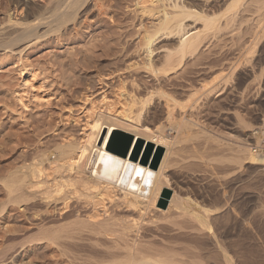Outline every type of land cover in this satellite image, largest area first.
<instances>
[{"label": "bare ground", "instance_id": "1", "mask_svg": "<svg viewBox=\"0 0 264 264\" xmlns=\"http://www.w3.org/2000/svg\"><path fill=\"white\" fill-rule=\"evenodd\" d=\"M31 1L16 0L14 15L10 12L8 19L0 22V51L22 53L30 44L44 41L45 37L56 34L61 24L69 21L68 26L81 16L80 3L86 4L88 0H50L49 5L36 10L31 9ZM158 1L138 0L141 4ZM239 2L232 0L231 8L233 5L237 7ZM191 3V0H175L171 11H167L162 20V25L169 28L168 32L179 38L173 48L174 52L181 54L195 51L204 39L210 37L208 34L212 29L217 33L222 28L218 22L219 14H201ZM204 5L207 4L204 2ZM24 9L31 20L17 16L19 13L22 15ZM233 12L226 25L235 20L237 11ZM187 21L201 26L192 27V23ZM231 31L233 33L235 29ZM232 33L228 37L233 35L235 38L242 32ZM242 34H238L240 40ZM212 35L214 37L215 34ZM233 36L231 40L235 43L238 38L234 40ZM237 43L239 50L241 45H245L240 41ZM172 51L169 53L173 54ZM133 66L118 67L116 70L122 69L119 71L121 74L113 83L109 81L115 77H109L114 71L101 72L95 78L97 83L94 82L98 84V90H103L104 96L105 88L112 83L117 86V97L121 99L125 95V99H119L120 107L104 100L106 109L83 110L84 124L80 125V130L76 126L81 118L73 115L75 120L72 121L73 113L67 96L56 93L46 94L50 96L46 104L51 102L60 106L57 122H52L57 107H51L47 111L29 113V120L24 122L26 129L35 131L37 137L34 139L19 130H11V143L17 142L19 146L15 147H19L20 153L11 160V175L2 180L11 196V211L21 208L24 220L21 227L11 228V244L7 242L0 251V259L7 264H17L15 260L20 249L26 243L36 242L43 243L46 248L54 247L63 260L62 264H264V239L258 240L255 236L263 230L264 219L252 221L249 225L233 226V234L243 231L250 238L246 239L245 247H240L238 242L230 245L222 239L221 228L210 224L206 209H203L204 213L194 209L190 204L193 199L182 196L173 187L170 171L176 158L183 153L177 139L188 122L181 117V121L174 123L180 102L172 96V90V94L166 90L180 83L171 77L169 69L147 66L155 79H150L149 74L150 80L146 77L149 82H141L134 75L138 69L134 70ZM131 68L133 74L130 73ZM40 70V67L32 65H24L20 69L23 83L15 87L14 98L23 107L30 106L25 93L28 87L34 89L32 79L34 81L40 75ZM187 86L181 83L180 88L187 91ZM87 91L82 92V99L89 96ZM52 95H56L55 100L51 99ZM155 96L165 101L164 109L161 106L162 109L159 106L151 109V103L157 100ZM38 98L45 99L44 96ZM63 108H69L72 114H63ZM46 118L47 127L41 129L40 122H45ZM263 121L262 118L261 124ZM74 126L81 132L76 134ZM172 131H177L179 137L173 136ZM129 140L130 147L125 152V144ZM236 143L219 141L215 145L233 149L231 151L235 155L228 157L231 160L235 157L264 164V155L251 151L243 141ZM137 177L138 184L133 187ZM260 214L263 217L264 211ZM45 252L48 254L47 250Z\"/></svg>", "mask_w": 264, "mask_h": 264}, {"label": "rangeland", "instance_id": "2", "mask_svg": "<svg viewBox=\"0 0 264 264\" xmlns=\"http://www.w3.org/2000/svg\"><path fill=\"white\" fill-rule=\"evenodd\" d=\"M49 1L32 0L31 9H43V6L49 5ZM174 1L159 0L154 4H141L138 0H88L85 5L81 2L84 6L80 5L82 13L74 20L76 23L70 20L71 24L68 26L66 24L69 21L61 24L62 29L59 27L56 34L45 37L42 42L30 44L22 53L0 51V251L7 242L11 244V228L18 225L21 227L24 220L21 208L16 207L14 212L11 211V196L4 179L2 180L9 176L11 160L20 153L19 147H15L17 142L11 143V130L26 133L30 139L37 137L35 131L24 127V122L29 120V113L57 107L51 102L50 105L46 104L50 97L47 95L52 93L67 96L73 114L69 108L61 111L63 114L66 112V115L71 113L72 121L75 116L81 118L76 126L80 130V125L84 124L83 110L92 111L100 107L106 109L104 100L120 107V100L125 95L118 98L117 86L112 83L121 74L119 71L122 69H116L130 65H134V70L138 69L134 73L132 67L130 73L136 74L141 82H149L154 77L145 67L147 66L169 69L171 77L180 83L178 88H166L169 94L174 92L172 96L180 102L176 109L179 114L175 112L177 117L174 118V123L181 121V117L188 122L187 127L181 131V137L177 131L171 133L179 137L177 145L183 148V153L176 158L170 171L172 185L179 194L193 199L191 201L189 198V202L194 205V209H200L202 213L206 211L210 224L217 229L221 228L223 240L230 245L238 242L240 247L247 246L245 242L250 236L243 231L235 235L231 228L264 219V216H260L264 211V164L235 157L231 160L228 157L235 155L232 154L233 149L224 150L215 144L220 141L234 145L243 141L246 145V135L264 119V0H240L237 7L233 5L234 8L230 6L232 0H210L212 3L209 0H191L199 13L201 11V14L207 13L210 16L219 14L218 22L222 28L217 33L212 29L207 41L204 39L198 49L188 54L182 53L183 55L181 52H174L173 48L179 38L174 37L168 32L169 28L162 25V20L166 12L171 11ZM15 4L16 0H0V22L7 20L10 12L14 15ZM234 10L237 11L235 20L226 25L228 18L234 15ZM26 12L24 9L22 15L19 13L17 16L31 20L32 17H27ZM191 26L201 25L192 23ZM234 29L236 33L241 31L247 35L233 32L236 34L235 38L232 35L234 40L238 38V41L235 40L236 44L231 40L232 36L228 37ZM212 34H215L214 37ZM238 34H242L244 41L240 40ZM239 41L245 43L240 50L237 43ZM168 53L171 55L168 56L169 59ZM24 65L42 69L40 75L34 81L32 79L34 89L28 87L25 93L26 100H30L29 107H23L14 98L15 87L23 83L24 76L20 75V69ZM141 68L144 69L142 72ZM111 71L114 74L109 78H115L109 81L112 83L105 88L107 91L104 96L103 90H98L96 79L101 72L105 74ZM140 74H143L142 77ZM159 75L155 77L158 78ZM106 76L104 78H108ZM181 83L188 85L187 91L180 88ZM86 90L89 96L82 99L81 94ZM37 96H44L45 99L38 100ZM55 96L52 95L51 99L55 100ZM154 99L157 100L151 103V109L155 110L158 106L164 109L162 105L165 101L157 96ZM58 110L60 106L55 110L57 115L54 114L53 123L59 120ZM46 120L47 118L45 122H40L41 129L47 127ZM77 128L74 130L76 134L81 132ZM13 147L16 149L12 150ZM131 178L130 176L128 183ZM203 206L205 208H201ZM259 209L263 211L260 212ZM252 216L255 219L252 220ZM255 236H258V240L264 239V228ZM26 244L17 255V264H62L61 256L54 247L46 248L43 243L36 242ZM0 264L7 263L0 259Z\"/></svg>", "mask_w": 264, "mask_h": 264}, {"label": "built area", "instance_id": "3", "mask_svg": "<svg viewBox=\"0 0 264 264\" xmlns=\"http://www.w3.org/2000/svg\"><path fill=\"white\" fill-rule=\"evenodd\" d=\"M245 141L248 148L253 152L264 155V121L249 131Z\"/></svg>", "mask_w": 264, "mask_h": 264}, {"label": "trees", "instance_id": "4", "mask_svg": "<svg viewBox=\"0 0 264 264\" xmlns=\"http://www.w3.org/2000/svg\"><path fill=\"white\" fill-rule=\"evenodd\" d=\"M101 172H103L102 171V168L100 167V173ZM102 174V173H101ZM103 175H106V174H103ZM138 180H139V177H137L136 179H135V182H134V184H133V187H136L137 186V184H138ZM126 181H124V183H125Z\"/></svg>", "mask_w": 264, "mask_h": 264}, {"label": "water", "instance_id": "5", "mask_svg": "<svg viewBox=\"0 0 264 264\" xmlns=\"http://www.w3.org/2000/svg\"><path fill=\"white\" fill-rule=\"evenodd\" d=\"M131 140L127 141L125 144V152H128L129 147H130Z\"/></svg>", "mask_w": 264, "mask_h": 264}]
</instances>
